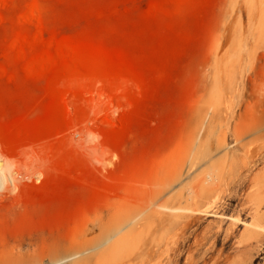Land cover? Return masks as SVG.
I'll return each instance as SVG.
<instances>
[{"label": "rangeland", "instance_id": "374dc122", "mask_svg": "<svg viewBox=\"0 0 264 264\" xmlns=\"http://www.w3.org/2000/svg\"><path fill=\"white\" fill-rule=\"evenodd\" d=\"M0 163V264H264V0H0Z\"/></svg>", "mask_w": 264, "mask_h": 264}, {"label": "bare ground", "instance_id": "6f19581e", "mask_svg": "<svg viewBox=\"0 0 264 264\" xmlns=\"http://www.w3.org/2000/svg\"><path fill=\"white\" fill-rule=\"evenodd\" d=\"M33 162H35V161H33ZM7 163H8V162H6V165H7ZM3 167H4V166L0 163V178H4V177L1 176V173L3 172ZM7 167H8V166H6V168H7ZM10 167H11V166H10ZM30 168H31V167H30ZM33 168H34L35 172H32V174H33V173H37L39 170H41V169L39 168V166L37 167V168H39V170L36 169V166H35V165H34ZM18 169H19V170H22V169H20V168H18ZM31 169H32V168H31ZM27 170H28V169H26V171H27ZM23 171H24V170H23ZM36 171H37V172H36ZM42 171H44V170L42 169ZM9 172L12 173L11 170H10ZM18 172H19V171H18ZM14 173H15V172H14ZM39 173H41V172H39ZM39 173H38V174H39ZM44 173H45V172H44ZM20 174H21V172H20L18 175H20ZM25 174H26V173H25ZM29 174H31V172H30V173H27V175H29ZM2 175H4V174H2ZM22 175H23V174H22ZM22 175H21V177H22ZM39 175H40V174H39ZM43 175H44V174H43ZM5 176H8V175H5ZM24 176H25V175H24ZM37 176H38V175H37ZM45 176H46V175H45ZM30 177H31V176H30ZM42 177H43V176H42ZM12 178H13V177H12ZM19 178H20V177H19ZM22 178H23V177H22ZM22 178L19 179V180H22ZM27 178H28V177H27ZM43 178H44V177H43ZM4 179H6V177H5ZM4 179H2V181H4ZM7 180H9V179H7ZM7 180H6V181H7ZM11 180H12V179H11ZM13 180H14V179H13ZM0 182H1V180H0ZM7 182H9V181H7ZM71 237H72V236H71ZM74 237H75V236L73 235V237H72L73 239L71 238L73 242H74ZM42 250H43V248H42ZM36 251H38V250H36ZM36 251H35V252H36ZM39 251H40V250H39ZM44 251H45V250H44ZM36 253H37V252H36ZM42 253H43V251H40V253H39L40 256L42 255ZM30 255H31V254H30ZM30 255H29V256H30ZM43 255H45V254H43ZM33 256H34V258H35V255H33ZM33 256H32V257H33ZM37 256L40 257L39 255H37ZM37 256H36V257H37ZM19 257H22V258H23V256H19ZM19 257H18V258H19ZM30 257H31V256H30ZM32 257H31V258H32ZM18 258H17V259H18ZM22 258H19L18 260H19V261H22V260H23ZM31 258H30V260H31ZM34 258H32V259L34 260ZM41 258H42V257H41ZM28 259H29V257H28ZM33 260H31V261H33ZM32 263H33V262H32ZM1 264H5V263H1ZM35 264H36V260H35Z\"/></svg>", "mask_w": 264, "mask_h": 264}]
</instances>
